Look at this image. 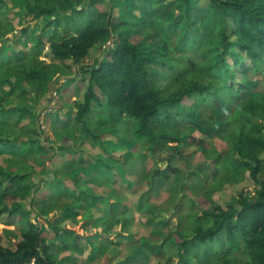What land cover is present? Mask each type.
Returning <instances> with one entry per match:
<instances>
[{"label":"trees","instance_id":"obj_1","mask_svg":"<svg viewBox=\"0 0 264 264\" xmlns=\"http://www.w3.org/2000/svg\"><path fill=\"white\" fill-rule=\"evenodd\" d=\"M31 1L29 14L35 20H45L44 31L54 29L48 44L51 54L60 61L82 64L96 46L116 34V47L109 52L111 58L82 70L76 94L86 90L75 115L79 124L86 126V119L96 106L102 107L101 97H105L102 109H112L132 121L129 130L139 141L155 148L171 144L193 146L217 160L222 156L220 151L215 146L209 148L195 135L193 125L199 121L198 109L202 105L214 108L213 100L221 98L223 108L230 113L240 102L227 125L230 150L225 157L230 160L224 166L236 181L248 173L260 189L254 196L241 193L227 208L213 200V188L206 189L202 201L207 208L190 218L193 235L182 231L175 234L176 255L180 264H264V89L259 97L241 102L240 88L244 87H236L235 71L229 63L231 58L236 66L243 67L245 74L264 66V0H173L169 9L176 12V17L170 23L153 14L157 0H128V6L116 0L120 9L117 20L111 4L104 0ZM0 2L4 4L3 0ZM7 11V7L0 8V14ZM149 29L157 30L156 38H152L155 47L142 49L132 43L131 35ZM176 33L181 36L172 45ZM46 46L43 38L35 36L31 52H12L8 56L0 52V92L22 101L15 119L9 121L13 128L20 127L28 135L38 136L39 132L22 124L29 119L23 101L34 92L22 84L38 88L39 95L47 94L56 72L40 60ZM188 52L198 54L203 62L195 65L185 55ZM242 57L251 62L249 68ZM171 78L175 82L172 87L166 83ZM4 117L0 96V124H6ZM35 123L39 124V120L35 119ZM13 142L3 140L0 149L16 156L34 157L39 167H45L43 158L34 156V148L15 146ZM171 173L178 174L179 170H158L153 177L159 178L157 183L162 185L170 182ZM26 178L15 168L0 165V223L8 221L12 225L17 219L20 231L14 249L3 245L0 234V264H75L78 256L93 248L91 241L74 234L69 227L52 224L55 236L45 235L22 203L28 199L34 202L32 195L36 190ZM74 180L77 191L81 189L79 176ZM62 184L56 180L46 187L55 188L51 193L58 198ZM41 211L49 213L46 207ZM56 250L70 254L59 260Z\"/></svg>","mask_w":264,"mask_h":264},{"label":"rangeland","instance_id":"obj_2","mask_svg":"<svg viewBox=\"0 0 264 264\" xmlns=\"http://www.w3.org/2000/svg\"><path fill=\"white\" fill-rule=\"evenodd\" d=\"M3 1L5 5L0 2V8L7 7L8 11L0 14V34L3 35L0 52L3 56L12 52H31L35 36H40L47 43L40 60L53 66L56 74L48 84L45 96L37 93L38 88L22 84L24 89L34 90L23 101L29 110V119L22 124L32 131L38 130V136L25 134L20 127L13 128L9 119H15L22 101L0 92L6 122L0 124V143L12 140L15 146L34 148V156L43 158L45 167H39L34 157L16 156L5 148L0 149V165L5 169L11 166L16 173L26 175V182L36 189L32 195L34 202L28 199L22 203L45 235L55 236L51 228L59 225L89 238L93 248L78 256L75 264H180L175 234L182 231L188 236L193 235L190 218L207 208L202 201L206 189L213 188V200L224 208L241 193L257 194L260 187L248 173L236 181L229 175V168L224 166V162L230 160L225 157L230 150L227 125L233 120L240 102L230 113L223 108L221 98L213 100L214 108L202 105L198 109L199 121L193 125L195 135L209 148L215 146L220 151L222 156L217 160L193 146L171 144L155 148L146 141H139L129 130L132 121L112 109H102L106 105L105 97H101L102 107L96 106L86 119V126L79 124L75 115L86 90L83 89L81 95L76 94L82 70L111 58L109 52L116 47V34L96 46L82 64L63 62L50 52L48 42L54 29L44 31L45 20H35L29 14L32 1ZM104 1L111 4L114 20H117L120 9L116 0ZM172 1L157 0L153 4V14L165 17L167 23L172 22L176 17V12L169 9ZM122 2L124 6L130 4L128 0ZM156 32L155 29L140 30L131 35L130 40L142 49H151L155 47L152 38H156ZM180 36L181 33L174 35L172 45ZM185 55L192 58L195 65L203 62L198 54L188 52ZM242 58L249 68L251 62ZM229 63L235 71L236 87H244L240 88L239 100L259 97L264 89V66L260 71L245 74L243 67L236 66L231 58ZM14 83L18 85L16 81ZM166 83H171V87L175 85L172 78ZM225 130L227 133L223 134ZM170 167L179 173H171L170 182L158 185L159 178L153 175ZM78 176L81 189L75 191L73 181ZM261 179L264 182V176ZM56 180L63 183L58 198L51 193L55 188L48 187V190L46 187ZM186 185L192 188L188 189ZM71 189L74 191L70 192ZM42 207H46L47 215L40 213ZM14 221L12 225H8V221L0 223L3 245L11 249L20 237L17 219ZM58 250L55 257L59 260L70 254H59Z\"/></svg>","mask_w":264,"mask_h":264}]
</instances>
